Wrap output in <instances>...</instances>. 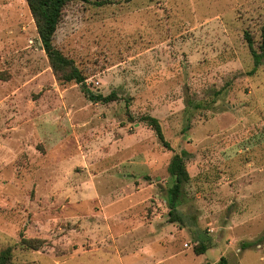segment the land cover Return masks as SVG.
<instances>
[{"label":"rangeland","instance_id":"rangeland-1","mask_svg":"<svg viewBox=\"0 0 264 264\" xmlns=\"http://www.w3.org/2000/svg\"><path fill=\"white\" fill-rule=\"evenodd\" d=\"M263 25L264 0L71 2L54 44L88 89L117 93L95 102L58 80L27 0H0V252L151 264L158 247L165 264H264V58L245 37L259 49ZM183 149L173 221L168 168ZM23 235L45 243L26 249Z\"/></svg>","mask_w":264,"mask_h":264},{"label":"trees","instance_id":"trees-1","mask_svg":"<svg viewBox=\"0 0 264 264\" xmlns=\"http://www.w3.org/2000/svg\"><path fill=\"white\" fill-rule=\"evenodd\" d=\"M76 0H27L30 11L35 19L37 31L39 33L40 40L42 41L43 49L45 50L49 59L50 65L58 78L62 82H76L83 85V88L89 98L95 102H110L117 99V93L114 91L109 95L102 93H96L86 87V76L84 72L77 66L73 58L68 57L54 44V39L59 26L60 21L63 18L64 11L67 5ZM106 1L99 2L103 5ZM246 40L251 48L255 65L259 66L264 58V25L261 30V41L259 49L254 46V39L250 33L245 34ZM254 71V70H253ZM252 71V72H253ZM145 120H148L151 126L154 128L158 139L161 143L168 148H172L170 142L166 139L161 122L154 116H146ZM184 133L186 128H184ZM189 152L185 149L180 152H176L169 164V173L175 178V183L171 188L172 200L170 215L173 221L179 219L178 210L176 203L180 198L184 184L190 180V173L187 168V159ZM45 240L39 238H27L22 236L21 242L19 243L26 249H41L44 245ZM244 245H250L244 244ZM208 242H201L195 249L198 254L205 253L209 248ZM13 246H8L0 252V264H14L13 257ZM219 264H230L227 257L222 256Z\"/></svg>","mask_w":264,"mask_h":264},{"label":"crops","instance_id":"crops-1","mask_svg":"<svg viewBox=\"0 0 264 264\" xmlns=\"http://www.w3.org/2000/svg\"><path fill=\"white\" fill-rule=\"evenodd\" d=\"M122 218H124L123 216H121ZM138 244H139V241H138ZM159 249L160 248H156V249H154L153 250V254H154V256H155V261H153L151 264H165L166 263V261H168L169 260V256L170 255H167V257H161L160 255H158V251H159ZM206 253V252H205ZM159 256V257H158ZM139 260H134V261H132V264H138L137 262H138Z\"/></svg>","mask_w":264,"mask_h":264},{"label":"water","instance_id":"water-1","mask_svg":"<svg viewBox=\"0 0 264 264\" xmlns=\"http://www.w3.org/2000/svg\"><path fill=\"white\" fill-rule=\"evenodd\" d=\"M40 45H43L41 40H40Z\"/></svg>","mask_w":264,"mask_h":264}]
</instances>
